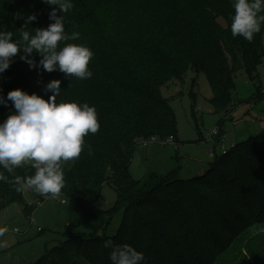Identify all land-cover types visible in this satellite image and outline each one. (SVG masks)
<instances>
[{
  "label": "trees",
  "instance_id": "obj_1",
  "mask_svg": "<svg viewBox=\"0 0 264 264\" xmlns=\"http://www.w3.org/2000/svg\"><path fill=\"white\" fill-rule=\"evenodd\" d=\"M63 15L65 32L79 39L61 41L82 44L94 53L89 62L90 79L68 78L60 71L31 69L20 55L0 74V95L14 89L48 99L44 88L61 81L56 103L77 102L94 106L100 129L84 137L78 159L61 162L71 222L67 237L47 249L33 264H111V248L128 244L145 256L144 264H223L249 235L264 238V129L220 153L210 168L187 179L177 171L167 176L152 174L143 181L130 174L137 144L144 139L175 136L176 118L164 88L170 80H181L187 70L204 71L209 79L213 103L230 112L234 102L235 76L243 72L256 85L250 102L264 98L259 66L264 59V24L252 42L232 37L234 0H71ZM131 3L145 5L133 22L121 26L120 9ZM53 7L43 0H0V31L21 41V31L32 35L46 28ZM37 19L26 24L27 17ZM264 15V13H261ZM32 57L38 62V53ZM11 101L0 105V121L13 113ZM220 136L222 139L221 131ZM90 147V152H89ZM35 167L24 163L13 173L0 167L7 180L0 181V214L13 202L25 205L24 187L37 200L40 195L26 181ZM104 183L118 192L123 218L116 234H83L82 223L99 215L95 203ZM243 264H264L262 243L244 246Z\"/></svg>",
  "mask_w": 264,
  "mask_h": 264
},
{
  "label": "rangeland",
  "instance_id": "obj_2",
  "mask_svg": "<svg viewBox=\"0 0 264 264\" xmlns=\"http://www.w3.org/2000/svg\"><path fill=\"white\" fill-rule=\"evenodd\" d=\"M130 1V0H125ZM145 5L131 3L120 9L121 26L124 29L135 28L133 19L145 10ZM260 82L264 89V59L258 68ZM234 102L230 112L216 108L213 92L206 72H196L189 68L180 80H170L163 93L169 99L176 118V139L166 141L157 136L156 140L145 144L141 141L133 153L130 162V174L137 181H143L152 174L167 176L177 171L179 178L187 179L210 168L213 158L211 150L221 153V147L249 138L264 129L263 122L256 121L259 102H250L256 92L255 83L243 72L235 76ZM253 103V104H251ZM253 116H250L248 112ZM215 129L221 131L222 140L217 143L215 136L209 135ZM35 161L26 164L34 165ZM28 204L34 205L30 216L26 215L25 205L13 202L2 209L0 214V264H33L47 251L66 239L71 222L70 206L56 199L34 198L29 189L24 187ZM51 194L47 195L48 197ZM119 195L109 183H104L101 194L96 200L99 215L77 227L83 234L101 236L116 234L123 218V209L118 208ZM17 229L19 232H16ZM261 233L249 235L232 255L223 260V264H243L244 246L262 243L264 238H257ZM264 252V251H263ZM251 264L258 261L254 255L247 256Z\"/></svg>",
  "mask_w": 264,
  "mask_h": 264
},
{
  "label": "clouds",
  "instance_id": "obj_3",
  "mask_svg": "<svg viewBox=\"0 0 264 264\" xmlns=\"http://www.w3.org/2000/svg\"><path fill=\"white\" fill-rule=\"evenodd\" d=\"M53 7L49 13L51 23L46 28L35 29L32 35L21 31V41H14L10 32L0 31V74H3L15 56L28 63L31 69L47 72L60 71L68 78L90 79L93 75L88 65L94 53L82 44H66L58 48L61 41L77 40L79 33L65 32L63 15L72 7L71 0H43ZM235 14L232 16L231 34L242 36L252 42L254 35L261 32L264 24V0H234ZM37 17H27L26 24ZM38 53L37 62L32 57ZM61 81L51 80L44 88L52 93L46 100L42 96L22 89H14L7 96L0 95V105L11 101L15 111L0 121V167L13 173L16 167L27 161H35V174L27 179V185L40 195L59 194L64 187V177L60 163L78 159L84 150V137L95 134L100 129L94 106L77 102L56 103L60 95ZM89 147V152H90ZM7 178L0 174V181ZM0 229V235L3 234ZM105 248H111V264H144L145 256L128 244L114 245L105 241Z\"/></svg>",
  "mask_w": 264,
  "mask_h": 264
},
{
  "label": "built area",
  "instance_id": "obj_4",
  "mask_svg": "<svg viewBox=\"0 0 264 264\" xmlns=\"http://www.w3.org/2000/svg\"><path fill=\"white\" fill-rule=\"evenodd\" d=\"M209 135H212V136H215L217 139V143H220V141L222 140L221 139V136H220V130L219 129H215L212 133H209ZM150 141H154L156 140V137H151L149 138ZM175 140L174 136H169L168 138H166V141H173ZM145 144H148L150 141H148L147 139H144L143 140ZM226 151V147H224V145L221 147V152L224 153ZM218 151L216 149L214 150H211L210 152V156L214 159L217 157L218 155ZM49 199H56L58 201H60L61 203L63 204H67L68 203V200L66 197H64L62 194H56V195H50L49 197L47 196V200ZM16 232H19L17 229H15Z\"/></svg>",
  "mask_w": 264,
  "mask_h": 264
},
{
  "label": "crops",
  "instance_id": "obj_5",
  "mask_svg": "<svg viewBox=\"0 0 264 264\" xmlns=\"http://www.w3.org/2000/svg\"><path fill=\"white\" fill-rule=\"evenodd\" d=\"M264 99V98H263ZM261 101V100H260ZM253 104V103H251ZM251 107L253 108H257L259 107L258 109V114H257V117H256V121H258V119L260 120V122H263V127H264V103L259 105V106H256V105H251ZM248 114L250 116H253L252 113L249 111ZM216 149V148H215Z\"/></svg>",
  "mask_w": 264,
  "mask_h": 264
}]
</instances>
